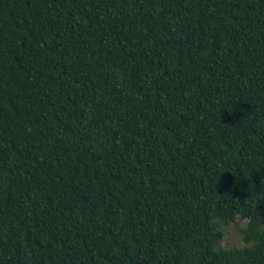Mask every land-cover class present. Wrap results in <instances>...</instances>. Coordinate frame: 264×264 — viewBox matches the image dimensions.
Returning a JSON list of instances; mask_svg holds the SVG:
<instances>
[{
    "label": "trees",
    "instance_id": "obj_1",
    "mask_svg": "<svg viewBox=\"0 0 264 264\" xmlns=\"http://www.w3.org/2000/svg\"><path fill=\"white\" fill-rule=\"evenodd\" d=\"M0 264H264V0H0Z\"/></svg>",
    "mask_w": 264,
    "mask_h": 264
},
{
    "label": "rangeland",
    "instance_id": "obj_2",
    "mask_svg": "<svg viewBox=\"0 0 264 264\" xmlns=\"http://www.w3.org/2000/svg\"><path fill=\"white\" fill-rule=\"evenodd\" d=\"M245 223V220H240L238 223H230L225 227V236L222 238L223 245H242L241 234L238 230Z\"/></svg>",
    "mask_w": 264,
    "mask_h": 264
}]
</instances>
